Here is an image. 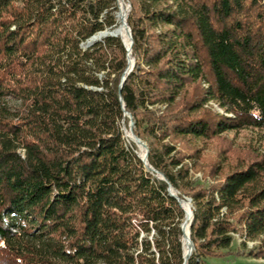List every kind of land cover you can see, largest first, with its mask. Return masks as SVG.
I'll list each match as a JSON object with an SVG mask.
<instances>
[{"label": "trees", "instance_id": "1", "mask_svg": "<svg viewBox=\"0 0 264 264\" xmlns=\"http://www.w3.org/2000/svg\"><path fill=\"white\" fill-rule=\"evenodd\" d=\"M119 1L0 0V264H182L168 185L186 264L264 258V151L209 181L176 145L264 134V0H127L120 89Z\"/></svg>", "mask_w": 264, "mask_h": 264}, {"label": "rangeland", "instance_id": "2", "mask_svg": "<svg viewBox=\"0 0 264 264\" xmlns=\"http://www.w3.org/2000/svg\"><path fill=\"white\" fill-rule=\"evenodd\" d=\"M127 0H120L118 3V13H123L129 8ZM118 18V16H117ZM119 23V18L117 19ZM117 23V24H118ZM208 107L225 115L223 110L219 109L214 103ZM227 115V114H226ZM229 115V114H228ZM230 116V115H229ZM130 119L122 122L124 138L131 148H136L138 155L141 156L142 150L136 146L126 135L130 131ZM127 138V139H126ZM177 148L182 154L197 155L190 159L188 156L183 157L184 163L191 166V173L194 178L207 179L209 181L217 180L220 174L226 173L230 168L241 163H245L251 157L264 151V134L254 129H245L238 132L228 131L210 140H177ZM196 150V151H195ZM218 168L220 174H217ZM186 201L189 199H185ZM189 208V204H185ZM234 250L240 243L238 234H234ZM255 242H248L247 249H250ZM236 246V247H235ZM246 250L239 248L238 254L221 258H211L209 264H264V258H254L245 255Z\"/></svg>", "mask_w": 264, "mask_h": 264}, {"label": "bare ground", "instance_id": "3", "mask_svg": "<svg viewBox=\"0 0 264 264\" xmlns=\"http://www.w3.org/2000/svg\"><path fill=\"white\" fill-rule=\"evenodd\" d=\"M127 13H128V11H126V14H125V12L118 13L117 16L119 18V23L113 29L108 30V31H111L113 33H117V35L119 37H121L122 40L124 41L126 47L129 48L130 39H129V36H128V31L126 29V26L124 24L126 22ZM108 34L109 33H106V31L99 32L96 35H94L92 37V39H90V42H94V41L100 40V39L104 38L105 36H107ZM130 56H132L131 55V51H130V54H129L128 58H130ZM129 65H130V63H129ZM126 135L133 143L136 144L137 147H139L142 150V153H141L140 157L143 158L144 152H145V149H144L143 145L139 144V143H137L135 141V138L132 136L130 131H127ZM181 200H185V199L180 198V203H181ZM185 202L188 203L186 200H185ZM181 205L183 206V208L185 210V217H184V220L182 222V226H183L184 221L187 220L186 223H185L186 228H185L184 235H183V254L185 256V263L184 264H186L187 259L191 255L190 241H189V237H188V223H189V217H190V213H189L190 205H189V208L184 203H181ZM182 229H183V227H182Z\"/></svg>", "mask_w": 264, "mask_h": 264}, {"label": "water", "instance_id": "4", "mask_svg": "<svg viewBox=\"0 0 264 264\" xmlns=\"http://www.w3.org/2000/svg\"><path fill=\"white\" fill-rule=\"evenodd\" d=\"M127 11H129V8H127ZM127 14H128V13H127ZM124 24H125L126 29H127V31H128V36H129V39H130V45H129V48L126 47L124 41H123L122 38L120 37L121 40H122V43H123L124 47H125L126 50H127V63H128V65H127L126 70L123 72V74H122V76H121L120 84H119V89L121 88V85H122V83H123V81H124L126 75L132 70V68H133V64H134V59H133V57L131 56V59L128 58V57H129V54H130V51H131V44H132L131 31H130V28H129L128 24H127V21H126ZM106 33H109L108 35H110V36H118L117 33H113V32L108 31V30H106ZM130 61L132 62L131 65H129ZM120 100H121V99H120ZM126 115H127V117L130 119L129 124H130V132H131L132 136L135 138V141H136L137 143H139V144H142L143 147H144V149H145V152H144V156H143V158H141L140 156H139V157H140L141 160L144 162V164H145V166H146V168H147L148 171H150V172H156L157 174H159V176H156V175L154 174L155 177H157L158 179H161V180H165V179H164V176H163L161 173L157 172V171L154 170L151 166H148V165H147V147H146V144H145L143 141H141L137 136H135V135L133 134V132H132L133 122H132V120H131V116L128 115L127 113H126ZM167 191H168V193H169L170 196L176 198V200L178 201L179 205H180V206L182 207V209L184 210L183 206H182L181 203H180V197L177 196L176 191H175L170 185H168ZM187 202H188L189 205H190V210H189L190 217H189V223H188V237H189V241H190V249H191V252H192V248H193V246H192V241H191V239H190V235H189V226H190V222H191V219H192V210H191L190 200H187ZM184 212H185V210H184ZM184 217H185V216H184ZM180 227H181V231H182V245H183V235H184V234H183L182 224H181ZM184 263H185V256H184V254H183V263H182V264H184Z\"/></svg>", "mask_w": 264, "mask_h": 264}]
</instances>
